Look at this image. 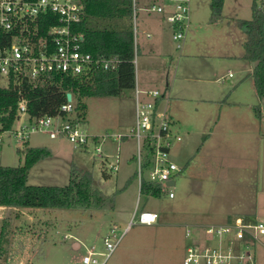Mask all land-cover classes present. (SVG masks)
<instances>
[{
  "label": "rangeland",
  "instance_id": "obj_1",
  "mask_svg": "<svg viewBox=\"0 0 264 264\" xmlns=\"http://www.w3.org/2000/svg\"><path fill=\"white\" fill-rule=\"evenodd\" d=\"M216 1L190 0L191 23L182 49L177 48L171 27H167L163 39L164 50L154 49L141 32L139 35L136 83L140 87L154 83L153 87L164 93L163 109L174 117L182 136L181 146L187 148L175 145L172 149L179 166L188 163L174 178L176 197L142 193L137 185V141L132 137L116 139L128 135L134 124L135 90H124L116 97H84L83 127L100 140L110 135L101 147L104 155L119 154V172L107 169L108 163L96 155L94 144L82 148L38 131L30 135L27 145L49 147L52 156L32 167L28 183L66 185L72 166H77L90 170L98 186L100 182L116 194L115 208L30 207L37 209L31 212L35 218L21 210L6 209L0 219V233L7 219V253L0 255V264H84L83 257L91 247L104 251V238L111 225L117 224L119 233L123 232L134 213L144 210L159 213L158 223L148 226L135 221L107 264H183L186 226L195 221L212 224L224 211L239 215L254 211L255 218L264 221V99L259 98L253 75L249 74V61L243 59L247 35L238 25L239 19L252 17L254 0H223L221 8L214 6ZM139 12L141 21L144 12ZM128 23L93 18L89 26L122 27ZM224 76V82L218 81ZM0 84L6 86L7 79L0 77ZM20 147L13 134L4 133L0 162L4 166L23 164ZM142 159L146 160L145 149ZM107 161L113 162L115 157ZM105 171L110 174L109 180H105ZM143 177L147 178L146 169ZM228 237L232 235H225ZM75 240L82 243L77 252L71 245ZM261 240L263 243L255 244L256 264H264V236ZM209 241L213 244L215 240ZM60 254L67 258L61 259Z\"/></svg>",
  "mask_w": 264,
  "mask_h": 264
},
{
  "label": "built area",
  "instance_id": "obj_2",
  "mask_svg": "<svg viewBox=\"0 0 264 264\" xmlns=\"http://www.w3.org/2000/svg\"><path fill=\"white\" fill-rule=\"evenodd\" d=\"M133 6L132 30L134 34V52L136 63L139 35V11L160 14L173 30V40L178 49L183 48V41L191 23L190 0H153L146 7L138 4L140 0H131ZM264 10V0L259 2ZM86 16L85 0H0V77L10 84L21 85L28 81L34 85H44L55 77L61 80L70 77L89 80L98 70H115L118 57L95 56L85 51L84 33L77 29ZM53 17V19L51 18ZM51 22V23H49ZM42 24H49L42 32ZM149 29V28H148ZM148 38L151 32L145 31ZM230 76L232 74L230 73ZM221 82L224 78L220 79ZM135 122L128 135H118L117 140L132 137L137 141V179L141 191L144 180L160 183L171 198L175 192L171 181L181 170L171 157V149L182 136L173 130V122L166 111L159 108L163 93L158 90L144 91L135 86ZM68 93V92H67ZM147 96V98L144 97ZM77 100L72 99L62 104L57 115L31 118L28 102L21 98L18 103L20 122L17 127L0 132V143L4 133L13 134L19 146L24 145L34 132L43 131L51 138H65L82 148L94 144L95 150L103 159L107 169L116 172L120 165V156L108 162L110 156L104 155L102 142L110 136H95L84 128V115L77 109ZM27 116V120H23ZM3 124L0 116V128ZM146 150V160L142 159V150ZM105 162V161H103ZM144 169L147 178L143 177ZM137 210V209H136ZM158 220L154 211L135 212L128 226L119 233L117 224L111 225L104 238V251L95 248L88 250L83 257L84 264H107L119 246L124 234L131 225L138 221L151 225ZM231 234L232 237L225 238ZM264 235V221H248L243 216H236L225 224L186 226L185 236L188 244L185 249L183 264H256L255 244ZM67 238V236H65ZM214 239V243H210Z\"/></svg>",
  "mask_w": 264,
  "mask_h": 264
},
{
  "label": "trees",
  "instance_id": "obj_3",
  "mask_svg": "<svg viewBox=\"0 0 264 264\" xmlns=\"http://www.w3.org/2000/svg\"><path fill=\"white\" fill-rule=\"evenodd\" d=\"M223 0H217L216 7ZM86 16L77 29L84 33L85 51L95 56L118 57L120 62L115 70H98L89 80L67 77L61 80L55 77L44 85H34L24 81L21 85L10 84L8 88L0 87L1 131L13 128L18 116V103L23 97L28 102L31 118L57 115L62 104L67 102V92L77 98V109L85 115L84 97H116L122 91L136 86V67L133 59L134 34L132 30L133 6L131 0H85ZM254 0L252 17L239 19L238 25L246 32L244 41V58L256 62L253 71L256 90L260 98L264 97V10ZM53 19V17H51ZM107 21H125L130 23L122 27L109 26L94 28L89 26L91 19ZM212 21H215L212 16ZM51 23V22H49ZM114 23V22H113ZM49 24H42V32ZM6 36L0 32V37ZM83 104V105H82ZM258 117L261 110L255 107ZM21 148V147H20ZM24 163L17 166H4L0 162V206L37 207L59 209H95L110 210L115 208L116 194L105 193L95 183L93 173L77 166H72L69 183L66 185H33L28 183L30 170L40 161L51 157L49 147L26 145ZM141 192L160 197L164 192L160 183L144 180ZM9 223L3 220L0 233V255L7 253Z\"/></svg>",
  "mask_w": 264,
  "mask_h": 264
},
{
  "label": "crops",
  "instance_id": "obj_4",
  "mask_svg": "<svg viewBox=\"0 0 264 264\" xmlns=\"http://www.w3.org/2000/svg\"><path fill=\"white\" fill-rule=\"evenodd\" d=\"M153 0H151L150 2H152ZM258 1V0H257ZM150 2H148V0H140V6L141 7H146V6H148L149 5V3ZM254 2V1H253ZM140 11H142V12H144V14H143V16L144 17H142V19H141V21H140V19H139V26H141V34H143L144 36H145V38L146 39H148L149 41H150V43H151V45H154L153 47H154V49H157L158 51H160V50H164V44L162 45V43H163V39H164V37H165V35H166V33H167V27H171L165 20H164V17L162 16V15H160V14H153V13H148V12H146L145 10H140ZM140 13V12H139ZM138 18H139V15H138ZM148 19L147 21H146V19ZM152 19V21H154V22H152V21H150ZM149 28V29H148ZM150 31L151 32V34H152V37L151 38H148L147 37V35H146V33H145V31ZM172 30V29H171ZM173 34V33H172ZM173 38V37H172ZM243 45H244V43H243ZM153 47H151V49L153 48ZM244 54H245V52H244ZM157 57H159V56H157ZM243 59H245L244 58V55H243ZM249 61V60H248ZM249 65H250V68H249V70H250V73L249 74H251V75H253V71H254V68H255V66H256V62H251V61H249ZM156 69H158V68H156ZM159 70V69H158ZM229 76H230V74H229ZM231 77V76H230ZM253 77V76H252ZM251 77V78H252ZM222 78H224V80L226 79V76H224V77H222ZM159 79V78H158ZM158 79L156 80V83L155 84H157V82H158ZM218 81H220V78H219V80ZM253 81H254V77H253ZM224 82V81H223ZM255 83V82H254ZM153 84L154 83H145V84H143V87L141 88L140 86H138L139 87V89H141V90H144V91H148V90H154V89H158L159 90V88H156V87H153ZM136 85H138L137 83H136ZM256 87V86H255ZM131 90H133L134 91V89H131ZM163 93V92H162ZM165 95H164V93H163V97L162 98H160V100H159V103H160V105H159V108H160V110H164V111H166L168 114H169V112H168V110H166V108H164L163 109V106H162V104H163V101L166 99V97H164ZM133 100H134V118H135V92H133ZM144 97L145 98H147V96H145L144 95ZM221 98V97H220ZM219 98V99H220ZM260 98V97H259ZM168 99H169V97H168ZM219 99H212V101H214V100H216V101H219ZM261 100H263L264 99V97L263 98H260ZM85 116V115H84ZM169 116L171 117V119H172V122L174 123V125H173V130L176 132V133H179V134H181L180 133V131H179V126H178V124H177V122L175 121V119H174V117L171 115V114H169ZM262 116V115H261ZM28 119V117L27 116H25V120H27ZM179 121V120H178ZM134 122H135V119H134ZM132 126H130V128H131ZM46 133V132H45ZM50 136V135H49ZM52 139H57V138H52ZM62 139H65V138H62ZM123 139H125V138H123ZM29 140V139H28ZM27 140V141H28ZM182 141V140H181ZM181 141H179V142H176L175 144H174V146L175 145H177V146H181ZM28 144V142H26L24 145H22L21 146V148H24L26 145ZM173 146V147H174ZM173 147H172V149H173ZM181 147H183L185 150H187V148H186V146L185 145H183V146H181ZM172 149H171V157H172V159L175 161V159H174V157H173V154H172ZM107 156H110L109 157V159H111V158H114L116 155H112V154H106ZM185 155V154H184ZM41 162V161H40ZM39 162V163H40ZM176 162V161H175ZM39 163H37V164H39ZM121 163H122V159H120V165H119V169L116 171V172H119V170H120V166H121ZM177 163V162H176ZM36 164V165H37ZM178 164V163H177ZM35 165V166H36ZM188 165V163L186 164V162H185V164H183V165H181V166H179L180 168H181V170L177 173V175L178 174H180L182 171H183V169L186 167ZM30 174V173H29ZM103 175H104V177L106 178L105 180H109V177H110V174L107 172V171H105L104 173H103ZM176 175V176H177ZM175 176V177H176ZM174 177V178H175ZM132 177H129V178H127V180L129 179H131ZM175 183L174 184H172V185H174L175 186V184H176V181L175 180H173ZM107 182V181H106ZM126 182V181H125ZM99 184V186L102 184V183H98ZM137 185H138V188H139V182H138V180H137ZM101 187V189L105 192V193H107V194H112L113 193V191H108V190H106V189H104V185H101L100 186ZM112 192V193H111ZM167 194V193H166ZM169 197V196H168ZM176 197V196H175ZM175 197H173V198H171V199H174ZM9 208H12V209H17V210H21L22 212H25L26 214H28V216L27 217H30V218H35V216L33 215H31V212L33 213V211H37V209L36 210H33L34 208H30V207H7V206H0V219H3L4 218V210H6V209H9ZM155 212V211H154ZM29 213H30V216H29ZM157 213V212H156ZM221 215H222V217L221 218H219V219H215V220H213L212 221V224H225V223H228V222H230L234 217H236V216H243V217H245L248 221H251V222H255V221H257V220H259V219H256L255 218V216H257V212H254V211H252V212H250V213H245V214H242V215H239L238 213H236V212H231V211H224V212H221ZM246 215H250L251 217H252V219L250 218L249 219V217H247ZM159 217H160V214L158 213V220H159ZM33 219H31V221H32ZM158 220H157V222L156 223H154V224H151V225H148V226H152V225H155V224H157L158 223ZM147 225V224H146ZM190 225H192V227H195V226H199V225H209V223H206L205 221H195L193 224H190ZM188 226V225H187ZM264 236V235H263ZM262 236V237H263ZM186 237V236H185ZM261 237V238H262ZM64 239H66V237H64ZM187 241H188V239H187ZM259 243H263V241L262 240H260V242ZM187 244H188V242H187ZM72 249H73V251H75V252H77V251H79V250H81V248H82V243H81V241L80 240H75V241H73L72 242ZM91 248H93V247H91ZM90 248V249H91ZM95 248V247H94ZM90 249H88V250H90ZM185 249H186V247H185ZM88 250H87V252H88ZM64 253L66 254V252L64 251ZM65 254H60V256H61V259H65V258H67V256H65ZM87 254V253H86ZM256 257H257V253H256Z\"/></svg>",
  "mask_w": 264,
  "mask_h": 264
},
{
  "label": "water",
  "instance_id": "obj_5",
  "mask_svg": "<svg viewBox=\"0 0 264 264\" xmlns=\"http://www.w3.org/2000/svg\"><path fill=\"white\" fill-rule=\"evenodd\" d=\"M67 98H68V100H71L72 99V93L71 92H68L67 93ZM169 183L174 184L175 182L174 181H171Z\"/></svg>",
  "mask_w": 264,
  "mask_h": 264
}]
</instances>
